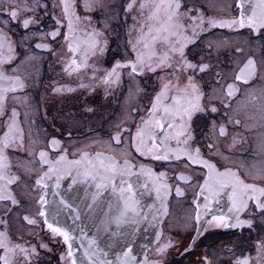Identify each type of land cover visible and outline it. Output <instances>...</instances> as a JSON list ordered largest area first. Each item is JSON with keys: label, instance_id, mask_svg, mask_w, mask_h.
<instances>
[{"label": "snow or ice", "instance_id": "obj_1", "mask_svg": "<svg viewBox=\"0 0 264 264\" xmlns=\"http://www.w3.org/2000/svg\"><path fill=\"white\" fill-rule=\"evenodd\" d=\"M0 10L3 27L26 30L17 43L0 27V264H81L61 220L81 206L98 221L88 264H170L218 228L248 230V254L227 264H264V0H0ZM44 52L77 81L53 80L48 94L102 89L116 107L85 103L97 117L87 123L42 111L33 88ZM251 136L249 160L239 148ZM172 180L197 189L198 235L183 218L165 232ZM223 198L227 213L215 214ZM143 223L158 230L137 259ZM187 264L225 262L206 251Z\"/></svg>", "mask_w": 264, "mask_h": 264}, {"label": "flooded vegetation", "instance_id": "obj_2", "mask_svg": "<svg viewBox=\"0 0 264 264\" xmlns=\"http://www.w3.org/2000/svg\"><path fill=\"white\" fill-rule=\"evenodd\" d=\"M43 2V0H42ZM116 4H120L123 0H114ZM8 18V14L0 10V21H6ZM51 23V21H45V24ZM131 23V20H129ZM0 27L3 28V31L9 33L12 36L13 40L19 43L22 36H24L26 30L16 21H13L7 25V27H3V24H0ZM41 28L44 25L39 26ZM32 31H36V27L32 28ZM121 39L124 38V30L123 28L119 29ZM220 31V30H217ZM226 31V30H224ZM36 41H32L31 43L34 45ZM112 47H115V43H113ZM21 49L18 48V51ZM40 52V50H37ZM43 60L39 62L38 72L36 73L37 85L33 88V94L37 99L43 97L41 110L44 111L47 109L49 115H55L57 113H73L78 118L83 119L86 123L90 121H94L97 117L92 116L91 114L84 113L83 108L85 103L90 106H103L104 108H115L116 104L113 98H104L103 90L98 89L95 93H88L86 90L77 89L72 93H65L62 96H53L47 93L45 89V85L51 83L53 80L58 81L61 84H70L71 86H76L75 77L69 78L67 77L63 71L62 67L59 64H56L54 59L46 52L42 53ZM111 59V55L109 57ZM152 82L149 81V85ZM123 97L121 96V100ZM59 127V121L56 122ZM47 126V124H45ZM82 131H85L82 129ZM82 139L83 137H79ZM256 137H249V143H245L240 146L239 151L241 155L249 160L252 159L254 153L250 150L254 147V141ZM171 176V173H170ZM71 183L70 179H66L62 183V191L69 192L71 190L68 189V185ZM173 184V194L169 197V210L171 215L165 218V232H167V224L170 221H175L177 219H187L188 222V235H198L196 232V222L194 218L189 219V216L194 217L195 213L193 211V206L191 204L192 200L195 199V192L197 189L192 187L185 186L182 182L172 180ZM179 184V186L184 190L185 196L182 198H177L175 196V187ZM83 196V192L80 193ZM51 198V197H50ZM154 196L144 198L143 203L145 205L153 203ZM77 203H79L77 201ZM201 203L203 200L201 198ZM145 211H149L147 207H145ZM213 212L215 214H220L221 212L227 213V199L223 198L220 200L218 205H213ZM210 219V216L205 217V220ZM62 222L70 227L73 230V235L75 237L74 241V251L76 252L78 260L81 261V264H88L87 259L84 257V248L87 247L88 240L91 239L95 235V224L98 222L94 219L93 216L89 215L88 210L84 209L81 206L79 219H74V212L69 211L67 209L64 210V215L61 217ZM158 230L151 223H143L140 226V230L137 233L135 242L133 244L134 255L137 259L143 258V253L145 251L144 245H148L149 253H151V249L154 246L155 241V233ZM243 232V235L241 233ZM248 241V230L245 228L241 229H213L209 232L205 233L202 236L198 237L197 244L198 247L193 251V253L189 256L187 254L181 256L176 254L174 251L169 253V261L170 264H187L188 260L195 261L197 256L206 251L215 252L216 257L220 260L224 261L225 264L229 260L235 259L237 256H241L242 254H248L247 250L250 246ZM223 246H227L226 248ZM227 248H232L235 255L229 256L227 254ZM252 255L255 253L252 252ZM115 258L114 255H109L108 259ZM56 256H53L52 264H56Z\"/></svg>", "mask_w": 264, "mask_h": 264}, {"label": "water", "instance_id": "obj_3", "mask_svg": "<svg viewBox=\"0 0 264 264\" xmlns=\"http://www.w3.org/2000/svg\"><path fill=\"white\" fill-rule=\"evenodd\" d=\"M113 259H115V258H113Z\"/></svg>", "mask_w": 264, "mask_h": 264}]
</instances>
